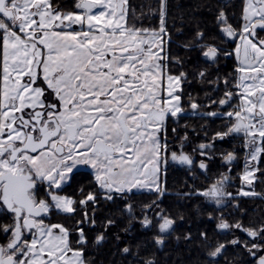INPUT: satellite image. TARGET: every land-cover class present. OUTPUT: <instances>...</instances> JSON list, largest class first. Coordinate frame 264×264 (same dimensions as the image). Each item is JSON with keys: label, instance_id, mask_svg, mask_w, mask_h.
<instances>
[{"label": "snow or ice", "instance_id": "1", "mask_svg": "<svg viewBox=\"0 0 264 264\" xmlns=\"http://www.w3.org/2000/svg\"><path fill=\"white\" fill-rule=\"evenodd\" d=\"M227 6L225 0L215 17L219 42L206 41L198 27L182 45L208 65L189 72L184 60L171 55L168 0L146 5L148 11L139 15L130 0H72L70 8L57 0H0V264H93L86 254V227L97 226L101 200H122L130 224L154 226V242L163 246L176 223L160 207L168 194L169 162L208 178L218 141L239 142L219 154L228 171L206 187L191 185L177 195L201 197L217 210L229 204L239 209L233 202L241 197L264 199L254 188L264 177V0H241L235 24ZM152 19L158 22L153 25ZM229 42L231 49L225 47ZM226 58L234 59V67L220 75L219 62ZM189 75L212 89L205 93L207 105L189 95L188 108L183 106ZM186 115L220 118L223 130L211 138L205 132L192 153L184 151L187 134L179 151L172 150L168 122ZM240 153L241 187L233 193L227 189ZM82 167L90 169L95 191L85 195L81 187L77 200L64 189ZM143 193L156 198L138 215L130 198ZM53 215L72 223L52 222ZM114 224L104 221L92 245L101 246ZM216 228L239 231L246 239L213 246L201 232L210 249L206 264H217L229 245L243 248L254 264H264V222L229 223L221 213ZM139 247L134 253L126 245L120 252L133 257L129 264H156L153 257L141 258Z\"/></svg>", "mask_w": 264, "mask_h": 264}, {"label": "flooded vegetation", "instance_id": "2", "mask_svg": "<svg viewBox=\"0 0 264 264\" xmlns=\"http://www.w3.org/2000/svg\"><path fill=\"white\" fill-rule=\"evenodd\" d=\"M176 1H179L178 4H180L182 0ZM189 2L195 5H204L206 9H203L202 11L205 13H200L189 17L178 15L176 18L175 29L173 32H171L173 34V40L175 41V43H173L171 46V50L173 48L171 55L173 54V57H179L184 60L186 69L189 72H192L194 70H198L199 68L207 67L208 65H206L203 58L198 55V52L185 51L182 45L192 40L198 27L206 33V41L216 38L217 42H219L215 17L217 10L224 6L225 0H187V3ZM71 3L72 0H63L62 2L63 5H71ZM227 5L226 11L230 17H234L231 22L235 24L237 22L236 18H238L240 12L241 0H227ZM177 29H182L183 34H177ZM225 47L231 49L234 47V45L229 42L225 45ZM218 66L219 74L226 75L232 72L234 67V59H222ZM212 74L213 76L216 75L214 69ZM183 87L185 92L183 106L185 109L188 108L187 101L189 95L192 97H199V102L202 105H207L208 100L205 97V93H212V89L206 84H201L195 79L193 75H189L188 83L184 84ZM222 91L223 89H221V92ZM219 95L220 93H214L213 98H218ZM226 110L227 109H223V111ZM223 123L224 121L220 118H216L214 120H203L190 115H186L178 122L169 120V130L167 137L169 146L172 150L179 151L181 140L187 134L188 140L184 144V151L192 153L193 148H195L199 143L204 142L205 132H207L208 137L211 138L214 132L223 130L220 127ZM202 125H207V127L202 128ZM173 128L176 129L175 133L171 131ZM238 143L239 142L237 140H225L222 142L218 141L216 143L217 155L216 159L208 162V178H206L205 175L200 174L199 170L196 168L189 172L186 168L171 161L169 162V167L166 174V186L168 189V194L163 197L160 207L167 211V204L170 205V203H173L171 207L175 209H173L174 213L172 212L171 216L176 220L174 230L176 229L178 231L179 229L181 232L185 231L182 233L184 236L185 233L187 235L190 233L191 238L193 239H199L200 233L206 232L208 235V242L215 246L217 243L230 241L234 237L246 239L244 234L239 231L220 232L217 230L216 225L219 223V217L221 213H223L224 218L229 223L242 221L246 226H249L250 224H259L264 222V199L241 197L239 200L233 202L239 204V209L234 208L231 204H229L227 207L217 210L215 205L210 204L201 197L194 196L191 199H184L177 195V193L187 191L188 186L191 185H195V187L198 188L202 186L206 187L212 182L213 179L216 178L219 173L227 172L228 168L223 165L219 154L224 151H231L234 146L238 145ZM193 155L195 156V159L199 161V155L195 153ZM240 155L241 159L232 165L231 176L233 179L232 183L227 189L233 193L237 192L241 187L239 176L243 170V153H240ZM261 167L264 168V164H262ZM86 174L91 175L90 169L87 167H82L74 175L70 185L65 186L64 194L73 196L76 199H81L82 197L80 195L79 188L83 187V183H79L78 181ZM193 176H195V179H193ZM91 185L92 184L90 180L88 189L84 190L85 195L89 191H95L92 190ZM254 188L256 192L264 194V177H260V179L255 182ZM155 198L156 197L152 194L143 193L133 195L130 199L134 204L135 201L139 200L142 201L143 204H147ZM187 211L190 213L189 219H187ZM210 215L212 217L211 219L209 218ZM76 219H78V217ZM174 230L170 235L165 236V242L163 245H165L170 239H177L176 236H178L179 233L175 232ZM156 234V231L146 232L144 236L146 237L147 242H152L154 241L153 237ZM199 240H201V243L199 248H196V252H198V254L196 253L194 255V257H198L189 258V264H206L204 253L210 249L206 246L205 242L201 238ZM217 264H254V260L244 251L243 248L229 245L226 251L223 253V256L218 260Z\"/></svg>", "mask_w": 264, "mask_h": 264}, {"label": "trees", "instance_id": "3", "mask_svg": "<svg viewBox=\"0 0 264 264\" xmlns=\"http://www.w3.org/2000/svg\"><path fill=\"white\" fill-rule=\"evenodd\" d=\"M58 3H62L63 0H57ZM131 5L136 10L137 15L141 11L147 12L148 8L146 5L156 6V0H130ZM179 1L169 0L168 2V25L169 31L173 32L175 29L176 18L178 15L182 16H192L200 13H205L202 10L206 9L204 5L192 4L191 2L187 3V0H182L180 4ZM66 8H70L71 5H63ZM188 20V19H187ZM189 21V20H188ZM158 22L157 19H152L151 23L155 25ZM145 26L149 23L148 20L144 21ZM173 50V48H172ZM171 50V53H172ZM173 55V54H172ZM91 180V175L86 174L82 179H79V183H83V189H88L89 181ZM83 181V182H81ZM173 185V184H171ZM80 186V185H79ZM92 190H95V186L91 185ZM80 189V188H79ZM79 200V199H77ZM123 201L117 200L115 203L100 201L98 207L95 210V216L97 220V226L95 228H87L89 236V246L87 249V256L93 261V264H129V261L133 260L132 256H124L121 254L120 249L124 246L129 245L132 247L133 252L137 251V245H139V255L141 258L153 257L156 261V264H189V258H197L194 255L196 248H199L201 240L199 239H185V236L182 234L185 231H178L175 229V232H178L176 240L170 239L163 246L158 247L154 241L147 242L144 234L146 232H155L156 229L152 227L151 229L142 228L141 225L136 221H131L130 217L121 211L123 208ZM142 201H135L136 212L139 215ZM167 204V211L169 214L174 213L175 208H172ZM89 212L92 211L91 206H89ZM187 219H189L190 213L186 212ZM78 219L81 217L78 215ZM76 217V218H77ZM54 218V219H53ZM107 219H112L115 221L114 226L110 227L105 233L107 239L99 247L92 245L91 241L94 239L95 235L99 232L104 231L103 222ZM54 222H65L71 224V220H67L64 216L54 215L52 217ZM129 229V231H124ZM117 236L120 237L117 240ZM200 258V256H199Z\"/></svg>", "mask_w": 264, "mask_h": 264}, {"label": "rangeland", "instance_id": "4", "mask_svg": "<svg viewBox=\"0 0 264 264\" xmlns=\"http://www.w3.org/2000/svg\"><path fill=\"white\" fill-rule=\"evenodd\" d=\"M54 216V215H53ZM54 219V218H53ZM53 222V221H52ZM55 222V221H54Z\"/></svg>", "mask_w": 264, "mask_h": 264}]
</instances>
